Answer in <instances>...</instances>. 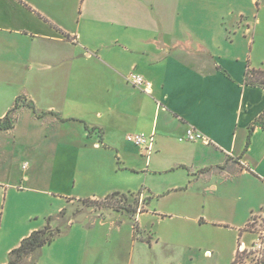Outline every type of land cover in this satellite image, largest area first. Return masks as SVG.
Returning <instances> with one entry per match:
<instances>
[{"label": "crops", "instance_id": "1", "mask_svg": "<svg viewBox=\"0 0 264 264\" xmlns=\"http://www.w3.org/2000/svg\"><path fill=\"white\" fill-rule=\"evenodd\" d=\"M183 1L77 0L68 9L63 2L9 0L18 14L3 16L0 27V120L19 102L13 128L0 131V264L48 223L60 235L24 264H171L166 250L157 259L153 246L168 242L145 220L170 215L155 206L176 195L185 199L174 200L176 210L186 209L172 217L249 238L247 224L264 199L241 208L224 203L227 219L219 220L220 197L208 192L220 189L218 178L221 188L239 192L247 183L264 197V87L245 80L247 70L264 71V34H257L264 5L189 0L212 17L203 31L185 24ZM242 37L240 58L232 52ZM131 72L151 83L150 94L126 84ZM187 126L212 143L179 142ZM135 133L154 134L150 156L126 141ZM178 172L184 181L167 182L164 195L148 189L144 197L118 182ZM115 192L138 201L127 231L121 213L60 223L75 203ZM203 243L189 250L206 256ZM174 248L186 256L184 247Z\"/></svg>", "mask_w": 264, "mask_h": 264}, {"label": "rangeland", "instance_id": "2", "mask_svg": "<svg viewBox=\"0 0 264 264\" xmlns=\"http://www.w3.org/2000/svg\"><path fill=\"white\" fill-rule=\"evenodd\" d=\"M47 1H54L56 3L63 2L67 4L68 9H71L73 5L77 2V0H47ZM221 1V2H220ZM231 3L236 4V2H240L239 0H229ZM229 1H223L219 0L220 4L219 6H225L223 3L228 4ZM264 5V0H262ZM230 3V4H231ZM183 5H185V15H184V22L186 25H191V27H203V31L210 30L212 27V17L205 11L204 8L200 6H196L194 4H189V0L183 1ZM182 5V8H183ZM214 5V4H213ZM217 5V6H218ZM75 7V5H74ZM193 12H195V18H193ZM18 10L13 7V4L9 2V0H0V27L3 26V16H13L17 15ZM264 14V12H263ZM261 15V18H263L264 22V15ZM210 17V19H208ZM77 18L75 12L73 14V17L70 19L71 26L75 25V19ZM233 22L232 19H227L226 24H230ZM226 25V26H227ZM261 30V32L264 34V23L263 25L258 28V30ZM260 30L257 33L258 36L260 35ZM225 35V34H224ZM221 34L217 35V41L223 42V39L225 36ZM206 36V35H205ZM207 37V36H206ZM231 38L232 35L230 36ZM235 38V37H234ZM242 39H236L234 41V44H236L235 47H238V51H233V54L242 55L240 58L243 57V48L244 43ZM264 41V38H263ZM245 53L248 54L249 47L245 48ZM237 52V53H236ZM255 53H253L254 55ZM256 55V54H255ZM260 54L256 55L255 58H257ZM17 169V168H15ZM205 179V178H204ZM204 179H201V184H203ZM171 180H177L178 182L184 181L183 174L178 172L176 174H163L161 176H145L142 175L140 177H137L135 179H132L131 182L128 179H118V182L122 184H128L131 183L134 188H136L135 192H142L145 193L144 197L149 195V190L154 193V195H164L166 190L164 191V187L167 186V182H170ZM216 181L220 184V189L216 188L215 190L209 191L208 195H213L214 197H220L219 201L222 205V212L217 215L215 212H210L209 209H206V215H209V217H217L219 220L227 219L226 215H228V209L229 206H224V203H231V205L234 207V204L238 203V207L241 208L242 203L247 204H256L259 201H262L264 199L263 194L259 193L257 187H250L249 184H245L244 187L240 188L241 191L235 192L236 190L232 189V187H229L231 184H227L224 188H221L224 181H219L217 178ZM216 187V185H215ZM204 188V187H203ZM149 189V190H148ZM182 195H176L172 196L171 199L165 198L161 199L159 203L156 204L155 209H159L163 212H169L170 215L167 214L160 219H147L145 222H148L149 220H153V232L160 235L162 238L165 239V242H168V245H156L153 246V249L155 251V255L157 259L164 255V251L166 250V254L168 256L172 257L170 258L171 264H178L177 261H179L181 264H232L233 262V250L236 246L242 244V241L246 242V249L248 251H251L253 255H249L248 251H245L244 253V259L241 262V264H255L256 260L262 259L264 257V208L257 214L251 217L250 222L247 224V231L249 232V238L244 237L241 238L239 241L237 240V234L234 235L231 231L225 230V229H218L215 227H212L211 225L201 228H197L196 226H192L190 222H185L181 218L172 217L171 215H176L177 211H183L185 210L183 207H180L178 210H176V206L173 203L174 200L183 201L184 198H181ZM137 199L136 197L128 196V195H122L119 193V195H115L112 197L98 199V200H87V201H80L78 203H75L74 206H70V209H68L69 216L65 218V213L60 214L59 220L60 223H63L64 225L67 224V222L72 219L74 221H77L79 218H84L85 216L88 217L89 221L94 220V218L102 217L103 214H113L118 215V213L121 214H127L128 216L124 215L122 217V220L124 223L127 224V226H124V231H127L128 227L131 226L128 223V219L131 218V214H133V211H137ZM231 207V206H230ZM197 209H201L200 207H197ZM128 217V218H127ZM130 217V218H129ZM185 222V223H184ZM132 223V222H131ZM151 223V221H149ZM184 223V224H183ZM129 224V225H128ZM181 224H183L181 226ZM190 224V225H189ZM225 226H230L225 225ZM184 227V228H183ZM179 228H182L183 231L185 230L186 234H181L179 232ZM236 236V237H235ZM203 243V249H208L209 252H207L206 256H202L199 251L197 250H189L192 249L193 245H197L199 242L200 244ZM109 239H105V237L102 238V241L100 242L105 248L108 249L110 245ZM255 244L260 245V247L256 248ZM124 245V244H122ZM125 246V245H124ZM171 246V247H170ZM177 246L178 248L184 247L185 251V257L183 255L175 254L178 252L177 249H173V247ZM123 247V246H122ZM192 251V252H190ZM195 251V252H194ZM164 257V256H163Z\"/></svg>", "mask_w": 264, "mask_h": 264}, {"label": "trees", "instance_id": "3", "mask_svg": "<svg viewBox=\"0 0 264 264\" xmlns=\"http://www.w3.org/2000/svg\"><path fill=\"white\" fill-rule=\"evenodd\" d=\"M245 80L246 83L264 87V71L247 70L245 73ZM18 102L19 99L16 100L14 108L10 110V112L4 117V119L0 120V131H6L9 130L10 128H13L12 119L10 115L11 113L16 111L18 107ZM28 105L29 108L33 109L32 104H28ZM115 195H119V193L115 192L108 197L110 198ZM83 201H87V200H83ZM50 220L51 218L48 219V221ZM49 225L50 224L48 223L47 225L44 226L43 229L36 230L33 233H31L30 236L21 240L18 247L13 249L8 255L7 264H24V259L27 256L33 253H37L40 249H42V247L54 241L56 237L60 235V231L57 228L51 229ZM239 246L237 248V251L235 252V256L232 264H241V262L244 259L245 251H248L246 248L243 249L242 251L239 250ZM248 253L249 255H253L251 251H248ZM255 264H264V257L262 259L256 260Z\"/></svg>", "mask_w": 264, "mask_h": 264}, {"label": "built area", "instance_id": "4", "mask_svg": "<svg viewBox=\"0 0 264 264\" xmlns=\"http://www.w3.org/2000/svg\"><path fill=\"white\" fill-rule=\"evenodd\" d=\"M126 84L131 87L140 89L142 92L150 94L151 83L146 81L140 74L131 72L126 77ZM126 141L138 148L140 151L144 153V156L148 157L153 152V148L155 145V137L153 133L148 135L135 133L128 135L126 137ZM179 142H187V143H202L205 146L210 145L212 142L209 138L203 136L202 132L197 130L194 127L187 126L185 128L184 133L178 138ZM242 243L239 246V250H243L246 247ZM256 248L260 247V245L255 244Z\"/></svg>", "mask_w": 264, "mask_h": 264}]
</instances>
